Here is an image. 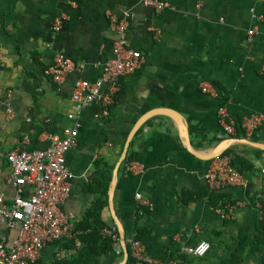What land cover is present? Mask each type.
Segmentation results:
<instances>
[{
    "label": "crops",
    "instance_id": "obj_1",
    "mask_svg": "<svg viewBox=\"0 0 264 264\" xmlns=\"http://www.w3.org/2000/svg\"><path fill=\"white\" fill-rule=\"evenodd\" d=\"M166 1L171 10L155 14L139 0H0V187L6 203L13 196L5 186L6 155L20 147L44 149L48 136H63L77 119L81 125L77 144L66 154V167L74 176L72 191L62 209L80 221L94 199L85 187L99 173L97 161L114 167L132 126L149 112L170 110L179 116L184 130L166 116L147 120L129 147L137 172L127 177L117 174L112 197L124 236L142 232L145 253L161 261L184 255V248L202 241L224 247L252 234L261 215L260 201L264 202V150L231 143L228 149L249 161L253 170L244 175L245 188L217 192L210 191L203 179L210 160L190 152L207 155L228 139L216 123L220 100L225 99L236 120L264 117V4ZM107 13L127 14V42L143 55L145 65L121 80L122 93L110 118L102 121L98 105L78 115L70 98L75 80L96 81L103 64L112 58L114 35ZM55 17L63 18V26L53 37ZM251 27L257 33L245 44ZM57 55L74 64L60 84L45 73ZM203 83L213 86L217 99L201 94ZM23 139L28 140L24 146ZM235 139L244 138L240 133ZM248 141L264 147V122ZM135 194L150 208L141 205ZM229 207L233 214L226 219ZM102 216L115 226L109 208ZM79 247L78 240L48 244L38 262L63 263ZM128 256L119 243L101 264L124 260L126 264Z\"/></svg>",
    "mask_w": 264,
    "mask_h": 264
},
{
    "label": "built area",
    "instance_id": "obj_2",
    "mask_svg": "<svg viewBox=\"0 0 264 264\" xmlns=\"http://www.w3.org/2000/svg\"><path fill=\"white\" fill-rule=\"evenodd\" d=\"M259 1L264 4V0ZM139 2L155 14L171 10L166 0ZM106 17L109 30L114 35L112 58L103 64L101 76L96 81L75 80L70 98L78 115L91 106L98 105L101 108L99 118L102 121L110 118L111 111L122 93L121 80L137 74L145 65L143 55L132 50L127 42V14L116 16L107 13ZM257 20L262 21L263 16L257 17ZM62 26L63 18L55 17L51 24V35L56 36ZM256 33V27H251L246 32L245 44H250ZM73 70L71 59L57 55L45 73L54 83L60 84ZM200 92L211 99L218 98L217 91L211 85L201 84ZM215 114L216 123L226 138H233L239 130L244 139L250 140L264 122L262 115L236 120L228 110V103L223 100H220ZM7 117H12L11 110H7ZM80 126L76 119L73 126L64 129L63 136H48L49 144L44 149L27 151L20 147L12 149L6 155L9 173L5 177V186L12 190L13 196L10 203H6L0 187V264H35L40 260L46 245L77 241L85 233L77 228V216L62 209L70 197L74 178L66 167V154L76 146ZM27 142V139H23L21 145L24 146ZM121 167L125 177L137 172L134 160L125 159ZM203 179L213 192L229 187H246L244 175L231 165L230 156L224 153L210 160ZM135 198L141 205L150 208L149 203L139 194H135ZM232 214L233 208H226L224 218L231 219ZM100 234L111 239L115 247L120 243L119 233L114 225L103 228ZM124 241L128 254L137 264H181L177 259L161 261L151 258L135 235L125 237ZM200 244L201 242L194 247L184 248L183 254L196 258L205 257L210 251V245L207 243L209 248L199 254L196 249Z\"/></svg>",
    "mask_w": 264,
    "mask_h": 264
},
{
    "label": "trees",
    "instance_id": "obj_3",
    "mask_svg": "<svg viewBox=\"0 0 264 264\" xmlns=\"http://www.w3.org/2000/svg\"><path fill=\"white\" fill-rule=\"evenodd\" d=\"M224 100L225 99H223V101ZM235 138H240L239 130H237ZM131 145L132 142L130 147ZM224 155L230 156L231 165L243 175H246L247 172H251L253 170L250 162L236 154L233 149H227L224 152ZM126 160H133V156L130 154L129 150ZM95 165V167L99 170V173L85 187V189L94 196V199L77 225L78 229L85 232L78 238L80 247L76 250L75 255H71V257L66 258L63 263L54 264H101L103 256L115 248L111 239L103 237L100 234V231L103 228L112 226V224H109L103 219L102 215L103 211L108 208L107 191L112 179L113 165L105 161H97ZM118 176H123L122 167H120L118 171ZM260 207L261 215L255 221L253 233L243 236L239 240L235 251L232 252L229 258L226 261L224 260L221 264H241L243 256L249 248L252 249L254 255L264 257V202L262 200L260 201ZM141 234L142 232L139 231L136 238L140 240ZM195 258L196 257L180 254L172 259L180 260L181 264H194ZM35 264L40 263L36 262ZM126 264L137 263L129 255Z\"/></svg>",
    "mask_w": 264,
    "mask_h": 264
},
{
    "label": "water",
    "instance_id": "obj_4",
    "mask_svg": "<svg viewBox=\"0 0 264 264\" xmlns=\"http://www.w3.org/2000/svg\"><path fill=\"white\" fill-rule=\"evenodd\" d=\"M154 116H166V117H169L172 120H174L178 124L179 127H181L182 131L184 130V126L182 125V123L180 121V118H179V116L177 114H174L170 110H155V111L149 112L148 114L143 116L141 119H139L134 124V126H132V128L130 129V131L128 132V134H127V136H126V138L124 140L121 152H120V154L118 156V159H117V161H116V163H115V165L113 167L112 179H111L108 191H107V196H108V208H109V211H110V213H111V215L113 217V221L115 223V226H116V228L118 230L120 243H121V245L123 247L124 254H125L126 257L128 256V248H127V246L125 244V241H124L125 240V236H124L123 230L121 228L119 220L117 219V217H116V215L114 213L112 197H113V192H114V189H115V184H116V180H117L118 171H119L123 161L126 159V156H127V153H128V150H129V147H130V144H131L133 138L135 137V135L138 132L139 128L147 120H149L150 118H152ZM234 142L244 143V144H247V145H250V146L259 147V148H261V150H264L263 145L254 143L252 141H248L246 139L228 138V139L222 141L221 143H219L218 145H216L212 149V151L210 153H208L207 155H202V156L198 155L197 153H195L191 149H190V152L193 155H195L196 157H198V158H200L202 160H211L212 158L216 157L217 155H219L221 153H224L228 149L230 144L234 143ZM125 262L126 261L124 260L121 264H125Z\"/></svg>",
    "mask_w": 264,
    "mask_h": 264
},
{
    "label": "rangeland",
    "instance_id": "obj_5",
    "mask_svg": "<svg viewBox=\"0 0 264 264\" xmlns=\"http://www.w3.org/2000/svg\"><path fill=\"white\" fill-rule=\"evenodd\" d=\"M240 239L233 240L231 243L222 246H210V251L201 262L194 264H221L226 261L232 252L235 251ZM241 264H264V257H258L254 255L251 248H249L246 254L243 256Z\"/></svg>",
    "mask_w": 264,
    "mask_h": 264
},
{
    "label": "clouds",
    "instance_id": "obj_6",
    "mask_svg": "<svg viewBox=\"0 0 264 264\" xmlns=\"http://www.w3.org/2000/svg\"><path fill=\"white\" fill-rule=\"evenodd\" d=\"M208 248H209V245L206 242H201V244L196 249V251L199 254H203Z\"/></svg>",
    "mask_w": 264,
    "mask_h": 264
}]
</instances>
